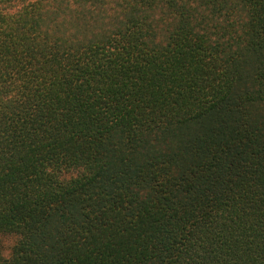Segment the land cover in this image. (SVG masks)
Listing matches in <instances>:
<instances>
[{"label": "trees", "instance_id": "obj_1", "mask_svg": "<svg viewBox=\"0 0 264 264\" xmlns=\"http://www.w3.org/2000/svg\"><path fill=\"white\" fill-rule=\"evenodd\" d=\"M0 264H264V0H0Z\"/></svg>", "mask_w": 264, "mask_h": 264}, {"label": "rangeland", "instance_id": "obj_2", "mask_svg": "<svg viewBox=\"0 0 264 264\" xmlns=\"http://www.w3.org/2000/svg\"><path fill=\"white\" fill-rule=\"evenodd\" d=\"M16 239L17 238L15 236H4L3 237V247H4V251L6 255L11 252L12 248L16 244Z\"/></svg>", "mask_w": 264, "mask_h": 264}]
</instances>
